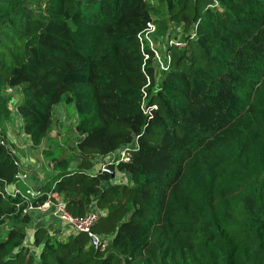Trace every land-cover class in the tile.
Segmentation results:
<instances>
[{
    "label": "trees",
    "instance_id": "1",
    "mask_svg": "<svg viewBox=\"0 0 264 264\" xmlns=\"http://www.w3.org/2000/svg\"><path fill=\"white\" fill-rule=\"evenodd\" d=\"M170 24L183 45L167 47L158 82L142 37ZM18 87L33 143L55 106L77 121L47 142L57 171L34 197L0 140V224L14 223L0 264H264V0H0L1 123ZM124 147L131 161L108 163ZM117 172L129 180L111 183ZM48 200L102 211L92 233L108 247L42 223L30 237L28 207Z\"/></svg>",
    "mask_w": 264,
    "mask_h": 264
},
{
    "label": "rangeland",
    "instance_id": "2",
    "mask_svg": "<svg viewBox=\"0 0 264 264\" xmlns=\"http://www.w3.org/2000/svg\"><path fill=\"white\" fill-rule=\"evenodd\" d=\"M182 28L178 25H174V24H170V28H169V34L167 33H163L161 31H159L157 34H154L155 32L152 31V33H150L148 35V37H144V39L146 41H148V43L153 46V48L157 51V58H156V76H157V81L160 82V79L162 77V70L164 68H166V61L170 58L169 55L167 54V47L169 45H171L172 40H179V39H172L170 40V36L175 34L174 37H178L179 35H181ZM178 34V35H176ZM181 37V36H179ZM7 93L10 94V98H11V102L9 104V108L11 111V116L9 118V120L7 122H3L1 123L0 121V140H2L3 138H8L11 136V138H13V140H15V142H10L12 144V146H15L17 148H19V150L22 149V151H24V153H21V156H25V152L30 153V152H34L36 151V155L40 154L39 150L43 152L44 147H46L47 142H58V140L60 138H63L64 135L62 134L63 132L65 134H68V132L66 131L67 128H72L75 124V122L77 121V117L70 111H68L67 107L63 104H59L57 106L54 107L53 111H54V122H53V126H52V130L50 131V133L44 138V140L40 143V144H35L32 141L29 140L28 136L25 135L22 130H21V123H22V116L20 115V113L17 110V105L20 102H24L26 101L27 98H29V96L26 93H23L21 91V89L15 88V89H9L7 90ZM47 98H43L42 99V103H46L47 102ZM144 106V101L143 104ZM70 126V127H68ZM60 132H62L61 134H59ZM56 134V136H55ZM55 136V137H54ZM60 136V137H59ZM17 139V140H16ZM10 141V139H9ZM12 141V140H11ZM46 160H48V165L47 168L49 169L47 172L54 174L57 171L56 166L50 162V160L48 159L49 156H53L54 154L51 151L45 152L44 153ZM21 161V166H22V159ZM47 164V163H46ZM40 188L41 186H33L31 188H28V192L30 193V195L32 197L36 196L37 193L40 192ZM34 219L33 222L29 225V236H32V230L33 228L36 226V224L38 223V220L36 218V216H41L39 213H46L48 215V220L49 223L51 224L50 226H52L53 230H58V227L61 229L60 233H62L64 236H66L68 234V232L70 231L67 227L63 226L64 223L57 217L53 216L48 210H35L31 212ZM59 219L60 222H58L55 218ZM44 218V217H43ZM14 225L13 221L10 219H6L3 223L0 224V240H3L7 233L9 232V230L11 229V227ZM52 230V231H53ZM29 237V238H30ZM108 247V243H106L104 250ZM26 248L33 250V252H36L37 249L35 246H33V244L31 243L30 239H28V242H26Z\"/></svg>",
    "mask_w": 264,
    "mask_h": 264
},
{
    "label": "built area",
    "instance_id": "3",
    "mask_svg": "<svg viewBox=\"0 0 264 264\" xmlns=\"http://www.w3.org/2000/svg\"><path fill=\"white\" fill-rule=\"evenodd\" d=\"M155 29L156 28L154 25H150L149 31L142 38L144 39V37H148V35L152 33V31L155 32ZM171 44H175L178 47H181L183 45L182 42L175 41V40H172ZM151 47L153 48V46ZM156 57H157V51H156ZM131 158H132L131 153L128 151L127 147H124L121 150H118L112 153L109 156V158H107V161L108 163H111V164L113 163L117 164L120 162H130ZM100 168L101 170H106L107 164L106 163L102 164ZM5 190L7 193L12 194L13 196H16L17 194L21 193L20 190L15 185H9L5 187ZM28 210L29 212H32L35 210H48L53 216L59 218L64 223L63 226L69 228L70 231L86 232L92 237L95 236L99 239L98 244L101 243L103 247H105L107 243V238L99 237L92 233V228L98 223L100 216L102 214V211H100L99 209H93L90 213H88L83 218H76L67 211L64 200H60L57 203H54L53 201L48 200L47 202H45V204L40 205V206H35V205L30 204L28 207Z\"/></svg>",
    "mask_w": 264,
    "mask_h": 264
},
{
    "label": "crops",
    "instance_id": "4",
    "mask_svg": "<svg viewBox=\"0 0 264 264\" xmlns=\"http://www.w3.org/2000/svg\"><path fill=\"white\" fill-rule=\"evenodd\" d=\"M68 127H70V126H68ZM73 128H74V126L72 128H67V129L73 130ZM60 133H62V132H60ZM62 134L64 135L65 133L63 132ZM55 136H56V134H55ZM9 139H10V142H15V140H13V138H11V136L9 137ZM44 149H45V147H44ZM14 150H15L17 156L19 157V159L23 160L22 161L23 164H22V169H21V176H20V181H21L20 184H22L27 189L31 188L32 185L35 187L38 185V186H41V188H40V190H41L43 185H45L48 177H50L52 175L51 173L47 172L49 170L47 168V165H48L47 161L48 160H46V157L44 155V150H43V152L39 150L40 154H38V155L35 154L36 151H35V153L34 152H30V153L25 152V156L20 155L21 153H24V151H22V149L19 150V148L14 146ZM98 165H99V163H98ZM128 180H129V177L126 174L117 172V174L114 175L113 181L111 183L117 184L120 182H127ZM39 214L40 215L43 214L45 216L41 215L44 218L40 217V216H36V218L38 220L37 224L42 223L43 225L50 226L51 224H49V223H52V222L47 221L48 215L46 213L45 214L39 213ZM55 219L58 222H60L59 219H57V218H55ZM47 222H49V223H47ZM61 229L58 227V230L54 231L52 229L53 230L52 232L53 233H55V232L60 233ZM69 233H70V231L68 232V234Z\"/></svg>",
    "mask_w": 264,
    "mask_h": 264
},
{
    "label": "water",
    "instance_id": "5",
    "mask_svg": "<svg viewBox=\"0 0 264 264\" xmlns=\"http://www.w3.org/2000/svg\"><path fill=\"white\" fill-rule=\"evenodd\" d=\"M93 243L96 245L99 242V239L95 236L92 237Z\"/></svg>",
    "mask_w": 264,
    "mask_h": 264
}]
</instances>
